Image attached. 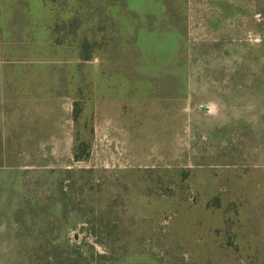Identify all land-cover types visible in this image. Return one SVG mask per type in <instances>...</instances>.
<instances>
[{"label": "rangeland", "instance_id": "rangeland-1", "mask_svg": "<svg viewBox=\"0 0 264 264\" xmlns=\"http://www.w3.org/2000/svg\"><path fill=\"white\" fill-rule=\"evenodd\" d=\"M26 1L35 23L21 43L10 37L14 0H0V264H29L17 239L18 186L44 194V179L60 168H95L98 188L122 197L96 205L111 228L128 215L147 218L143 229L163 239L169 233L161 245L114 247L116 264H264V0H169L173 17L165 0H87L86 9L115 20L118 42L114 57L103 46L85 62L67 44L53 54L49 40L75 0L62 13ZM22 44L32 66L19 64ZM78 100L95 130L87 161L73 157ZM131 169L153 170L144 180L155 182V199L140 194L142 172L122 173ZM56 203L43 201L30 218ZM85 226L70 227V237L93 242Z\"/></svg>", "mask_w": 264, "mask_h": 264}, {"label": "trees", "instance_id": "trees-1", "mask_svg": "<svg viewBox=\"0 0 264 264\" xmlns=\"http://www.w3.org/2000/svg\"><path fill=\"white\" fill-rule=\"evenodd\" d=\"M44 1L49 4L55 3L60 13L69 6L67 5V0ZM165 1L169 15L173 17L171 2L169 0ZM88 2L87 0H75L73 6L70 7V11L73 13L70 19H62L59 15V20L56 22L49 37L53 54H56L59 48L64 49L67 44L72 54L77 53L79 61L91 60L96 56V53L100 52L103 46H105L106 54L110 58L114 57L115 47L118 42L115 28L117 24L115 20L112 22L108 21L107 18H111L110 14L101 7V11L97 8L86 9L87 6L85 4ZM10 9L14 12L13 17L9 19L13 27L10 37L21 43L29 41V39H32L34 31V29L32 31H29V29L35 22L27 1L14 0V3L10 5ZM34 26L37 30L38 21ZM4 34L5 28L4 24H2L0 25V43ZM98 34H101V40L96 38ZM142 37L145 40L146 35L143 34ZM3 41L4 47L5 43H8L7 49H12V40ZM24 45L27 44L25 43ZM24 45L20 48L16 47V53H18L19 57H22V59H18L20 60L19 64H29V57L34 54L33 51L28 50ZM9 53V57H13L12 52L10 51ZM37 56L43 57V53L37 52ZM29 65L32 66L33 64ZM29 65L28 67H30ZM11 83V80L4 78L3 89H1H10L9 84ZM80 103L78 100L73 104V121L75 124L73 157L75 161H87L91 156L95 130L93 124L89 128L91 121L83 117L84 108ZM81 123H83L82 126ZM97 172L95 168H81L78 170L60 168L58 171L51 170L49 171V177L44 179L47 185V190L44 194H39L36 191L35 194L37 195L32 196L28 188L25 190L22 203L14 213L19 227L17 239L23 263L29 261V264H116L115 262L121 254L118 253L113 259L111 258V251L114 247L126 245L130 241L129 239L137 243L144 244V241H151L160 245L164 244L167 239L169 241V233L167 236L164 234L163 239L160 237L161 234L159 232L148 231L150 227L143 229L141 225L147 218L137 219L127 215L126 219H118L121 224L116 223L117 227L115 228L110 227L113 220L100 221L96 216V205L98 202L104 200L106 205L112 208V203L114 201L118 202L122 197L114 198V194L110 189L106 192L105 189L98 188L100 185L95 182ZM135 172H142V179L144 180V176L151 174L153 170L131 169L122 173L126 177H131ZM83 174H88V176L82 182ZM158 178L162 179L161 176H158ZM143 180H140V184H138L141 187L140 194L148 197L152 196L155 199L156 196L153 194L158 193L155 182H145ZM158 184L165 185L163 182H158ZM115 185L117 187L122 186L120 183ZM54 199H56L57 203L53 209L51 208L50 212L43 214V217L37 220L30 218L28 210L40 205L45 200ZM150 201L147 205L152 204ZM81 222L87 224V226L83 227V230L87 238L91 237L95 244L86 240L81 242L74 241L70 237V227L76 226ZM102 224L108 227L102 228ZM96 244L110 248V252L109 250L105 253L97 252L95 249Z\"/></svg>", "mask_w": 264, "mask_h": 264}, {"label": "crops", "instance_id": "crops-1", "mask_svg": "<svg viewBox=\"0 0 264 264\" xmlns=\"http://www.w3.org/2000/svg\"><path fill=\"white\" fill-rule=\"evenodd\" d=\"M19 180H20V178H19ZM18 193H17V197H16V199H17V204L15 203L14 204V208H19V206L21 205V203H22V200H23V190H22V188H21V184H20V186H18Z\"/></svg>", "mask_w": 264, "mask_h": 264}]
</instances>
